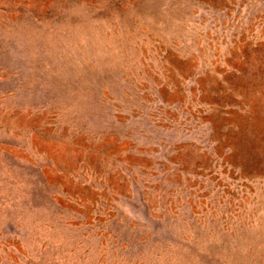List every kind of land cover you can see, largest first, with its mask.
<instances>
[{
    "label": "rangeland",
    "instance_id": "rangeland-1",
    "mask_svg": "<svg viewBox=\"0 0 264 264\" xmlns=\"http://www.w3.org/2000/svg\"><path fill=\"white\" fill-rule=\"evenodd\" d=\"M0 264H264V0H0Z\"/></svg>",
    "mask_w": 264,
    "mask_h": 264
}]
</instances>
